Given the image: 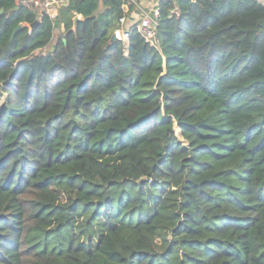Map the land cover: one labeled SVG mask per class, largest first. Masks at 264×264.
Returning <instances> with one entry per match:
<instances>
[{
	"label": "trees",
	"instance_id": "16d2710c",
	"mask_svg": "<svg viewBox=\"0 0 264 264\" xmlns=\"http://www.w3.org/2000/svg\"><path fill=\"white\" fill-rule=\"evenodd\" d=\"M157 7L0 0V264H264V2Z\"/></svg>",
	"mask_w": 264,
	"mask_h": 264
},
{
	"label": "built area",
	"instance_id": "2783aa9c",
	"mask_svg": "<svg viewBox=\"0 0 264 264\" xmlns=\"http://www.w3.org/2000/svg\"><path fill=\"white\" fill-rule=\"evenodd\" d=\"M21 1L24 4L30 3L38 6L39 8L49 13L51 17H56L58 15L59 9L54 4L53 0H21ZM125 1H127L128 4L132 3L131 0H125ZM137 1L139 2V0ZM158 1L155 2V6L151 8H138L141 16L137 21L130 22L126 16L122 17L119 20V26L114 30L113 35H115L116 40H120L123 42L125 51H127L129 46V39L132 29H137L149 44H151L155 48L160 49V40L158 38V31H157V26H158L157 16L159 12L157 7ZM133 4H137V2ZM128 9L129 7L126 4L125 10L128 11Z\"/></svg>",
	"mask_w": 264,
	"mask_h": 264
},
{
	"label": "crops",
	"instance_id": "0c3cea01",
	"mask_svg": "<svg viewBox=\"0 0 264 264\" xmlns=\"http://www.w3.org/2000/svg\"><path fill=\"white\" fill-rule=\"evenodd\" d=\"M54 1V4L58 7V9L67 1V0H53ZM158 0H151V5L155 6V2H157ZM152 6V7H153ZM129 10V9H128ZM141 14H140V11L137 10L136 12L133 11L131 13V17L132 19L129 18V21L130 22H133V21H137L139 20Z\"/></svg>",
	"mask_w": 264,
	"mask_h": 264
},
{
	"label": "rangeland",
	"instance_id": "374dc122",
	"mask_svg": "<svg viewBox=\"0 0 264 264\" xmlns=\"http://www.w3.org/2000/svg\"><path fill=\"white\" fill-rule=\"evenodd\" d=\"M132 1V3H135V2H137V9L138 8H151L153 5H151V0H142V1H135V0H131ZM135 1V2H134ZM43 10V9H42ZM4 102H5V96L1 99V101H0V109L3 107V105H4ZM177 128V127H176ZM177 134L179 135V137H181L180 136V132H179V129L177 128ZM182 138V137H181Z\"/></svg>",
	"mask_w": 264,
	"mask_h": 264
},
{
	"label": "water",
	"instance_id": "95a60500",
	"mask_svg": "<svg viewBox=\"0 0 264 264\" xmlns=\"http://www.w3.org/2000/svg\"><path fill=\"white\" fill-rule=\"evenodd\" d=\"M193 1H196V0H193ZM4 12V8H2V9H0V14H2ZM79 19V16H76L75 17V23L77 22V20ZM37 24V22H35L33 25H32V27H35V25ZM22 28V25H18L17 26V28L15 29V31H14V34L18 31V30H20ZM112 39L113 40H115L116 38H115V35H113L112 36Z\"/></svg>",
	"mask_w": 264,
	"mask_h": 264
}]
</instances>
